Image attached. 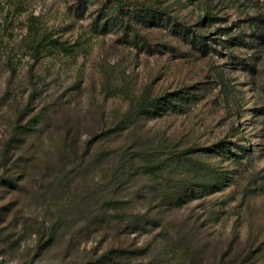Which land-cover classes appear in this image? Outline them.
Segmentation results:
<instances>
[{
  "label": "rangeland",
  "instance_id": "rangeland-1",
  "mask_svg": "<svg viewBox=\"0 0 264 264\" xmlns=\"http://www.w3.org/2000/svg\"><path fill=\"white\" fill-rule=\"evenodd\" d=\"M0 261L264 264V0H0Z\"/></svg>",
  "mask_w": 264,
  "mask_h": 264
},
{
  "label": "trees",
  "instance_id": "trees-1",
  "mask_svg": "<svg viewBox=\"0 0 264 264\" xmlns=\"http://www.w3.org/2000/svg\"><path fill=\"white\" fill-rule=\"evenodd\" d=\"M25 130H28V129L25 128ZM177 162H178V160L176 161V164H177ZM183 162H184V161L181 162L182 165H183ZM218 183H219V182H218ZM214 186H215V185H211V186H210V185H206V186L203 187V188H204V190H206V189H207V190H211V188L214 187ZM0 264H5V262H4V261H0Z\"/></svg>",
  "mask_w": 264,
  "mask_h": 264
}]
</instances>
